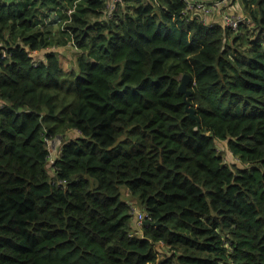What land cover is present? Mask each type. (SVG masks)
I'll list each match as a JSON object with an SVG mask.
<instances>
[{
	"label": "trees",
	"instance_id": "trees-1",
	"mask_svg": "<svg viewBox=\"0 0 264 264\" xmlns=\"http://www.w3.org/2000/svg\"><path fill=\"white\" fill-rule=\"evenodd\" d=\"M194 1L0 0V264H264V0Z\"/></svg>",
	"mask_w": 264,
	"mask_h": 264
},
{
	"label": "rangeland",
	"instance_id": "rangeland-1",
	"mask_svg": "<svg viewBox=\"0 0 264 264\" xmlns=\"http://www.w3.org/2000/svg\"><path fill=\"white\" fill-rule=\"evenodd\" d=\"M208 1H210V0H208ZM217 1L222 2L223 0H217ZM232 7L235 9L232 13H244V10H243L241 3L238 0H232V3L226 9L215 11L210 17H208L206 19V21L209 23L213 22V21H220L221 22L220 17L224 15V12L226 13V11H228V8H232ZM54 17H56L55 14L50 13V18H51V21H53V22H55ZM50 18H49V20H50ZM40 21H44V19L42 18ZM59 53H60V57L62 58V61L64 62L63 64L68 69L71 70V69L76 68V65H75L76 56L79 54V52L77 51V49L74 46L68 45L65 48H61ZM75 134L76 133L72 134L71 138H75L77 136V134L76 135ZM62 143H63V138L62 139L58 138V139L53 140L52 142L49 143V145H50L49 148L51 149V157H50L51 175H53L51 166H52L53 162L56 160L57 156L59 155L58 150L61 148ZM217 146H218V149L220 150V153H222L224 155L225 160L229 165H233V163H238V161L232 156V154L228 150L226 143H218ZM122 201L128 203L129 205H134L139 213L146 214L143 211V209L141 208V206L133 200L132 196L130 195L129 190L125 186L122 187ZM134 218H133V221H134ZM132 224H133V222H132ZM134 224H136L135 221H134ZM135 227H136V225H135Z\"/></svg>",
	"mask_w": 264,
	"mask_h": 264
},
{
	"label": "built area",
	"instance_id": "built-area-1",
	"mask_svg": "<svg viewBox=\"0 0 264 264\" xmlns=\"http://www.w3.org/2000/svg\"><path fill=\"white\" fill-rule=\"evenodd\" d=\"M107 4V16H110L117 12L124 4L125 0H105ZM187 3L188 7L190 9L194 8V4L196 3L194 0H182ZM216 3L206 5V7L203 9L202 16L205 18V20L214 12L217 10H223L226 9L231 3L232 0H223L222 2H218L217 0H210ZM74 12V9H70L68 11V15L71 16ZM207 23V21L205 22ZM248 23V18L244 13H230L226 11L224 12V15L222 16V26L225 28H229L233 31H237L241 24ZM132 213L134 217H136L137 222L139 225H144L146 221V215L139 213L136 207L132 208Z\"/></svg>",
	"mask_w": 264,
	"mask_h": 264
},
{
	"label": "water",
	"instance_id": "water-1",
	"mask_svg": "<svg viewBox=\"0 0 264 264\" xmlns=\"http://www.w3.org/2000/svg\"><path fill=\"white\" fill-rule=\"evenodd\" d=\"M190 81L191 79L188 75L182 76L178 91L180 94L184 95V100H185L184 103L186 105V112L193 120L198 121V118L196 117V111L191 107V104L188 102V98L191 95V92L188 90ZM148 224H149L148 221L144 223L145 226Z\"/></svg>",
	"mask_w": 264,
	"mask_h": 264
},
{
	"label": "crops",
	"instance_id": "crops-1",
	"mask_svg": "<svg viewBox=\"0 0 264 264\" xmlns=\"http://www.w3.org/2000/svg\"><path fill=\"white\" fill-rule=\"evenodd\" d=\"M207 5H210V3H208ZM234 10H235V9H234L233 7H232V8H228V12H230V13H232ZM214 12H215V11H214ZM214 12H213V13H214ZM213 13H212V14H213ZM212 14H211V15H212ZM211 15H210V16H211ZM210 16H209V17H210ZM220 20H221V22H220V21H213V22H210V23L207 22L206 24H220V25H222V16L220 17Z\"/></svg>",
	"mask_w": 264,
	"mask_h": 264
},
{
	"label": "bare ground",
	"instance_id": "bare-ground-1",
	"mask_svg": "<svg viewBox=\"0 0 264 264\" xmlns=\"http://www.w3.org/2000/svg\"><path fill=\"white\" fill-rule=\"evenodd\" d=\"M209 3H210V4H213V3H216V2L210 1ZM122 7H123V6H122ZM207 25H209V24H207ZM61 139H62V138H61Z\"/></svg>",
	"mask_w": 264,
	"mask_h": 264
}]
</instances>
